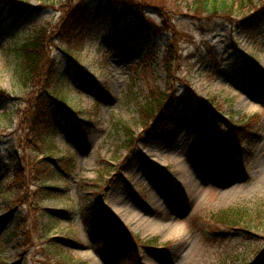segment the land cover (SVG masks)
<instances>
[{
    "label": "rangeland",
    "instance_id": "1",
    "mask_svg": "<svg viewBox=\"0 0 264 264\" xmlns=\"http://www.w3.org/2000/svg\"><path fill=\"white\" fill-rule=\"evenodd\" d=\"M23 2L0 40V264L253 262L264 226L213 218L229 208L260 209L264 218V21L246 29L179 17L172 77L164 58L174 42L139 26L138 17L161 23L146 11L119 21L98 12L73 57L55 36L65 104L48 100L51 139L56 157L73 156L75 167L47 183L50 198L31 202L38 182L13 185L39 148L25 114L37 88L26 92L18 78V49L36 27L56 29L66 0ZM6 4L0 0L2 21ZM150 85L175 92L169 134L153 139L137 110ZM251 118L253 126L234 127ZM132 132L139 139L130 146Z\"/></svg>",
    "mask_w": 264,
    "mask_h": 264
},
{
    "label": "trees",
    "instance_id": "2",
    "mask_svg": "<svg viewBox=\"0 0 264 264\" xmlns=\"http://www.w3.org/2000/svg\"><path fill=\"white\" fill-rule=\"evenodd\" d=\"M50 1L41 0V4L46 6ZM52 1L54 3L56 0ZM6 3L7 6L4 7L9 14L6 15L5 21H2V16H0V40L4 35V23L13 13L20 11L24 4L23 0H6ZM60 4L62 5V16L56 29L51 30L49 26L36 27L18 49V78L23 83L26 92L31 88H37V91L35 93L33 91L32 96H29V107L25 114L29 116L31 130L35 132L39 148H36L37 156L27 162L26 167L14 174L13 185L20 191L25 186H29L31 181L38 182L34 191L27 192L31 202L50 198L52 191L47 187V183L58 176L70 174V170L75 167L73 156L56 157L57 148L51 139L56 136L57 127L52 122L48 100L60 97L58 102L65 104L60 94L62 83L60 62L50 51L51 41L55 36L58 41H65L66 45H62V52L65 56L73 57L77 54L76 49L85 45L86 36L92 29L98 12L104 11L114 20L119 21L129 13L138 15L141 11H146L157 15L161 23L159 25L149 24L147 20L138 17L139 26L145 31L167 34L174 42L173 46L167 49L164 58L166 63L164 69L168 76L172 77L176 72L175 65L178 64L175 42L179 35L176 23L179 17L190 16L195 22L200 23L222 21L246 29H251L264 21V0H66L65 3L60 2ZM252 69L251 65L240 68L244 73ZM259 82L264 94V72L261 73ZM3 94L0 92V95ZM174 99V90L168 88L162 90L155 85H150L144 103L137 104L143 131L152 139L157 138L159 133L164 136L169 134V124L174 120L171 114L174 113L171 112ZM199 101L205 105L201 99ZM254 121V118L240 119L234 127L248 128L253 126ZM138 139V136L132 132L130 146ZM4 162L0 147V171ZM261 214L260 209L253 212L247 208H229L215 214L213 221L216 224L232 227L254 226L262 229L264 218ZM26 233L28 234L29 231ZM245 264H264V250L258 253L253 262L247 261Z\"/></svg>",
    "mask_w": 264,
    "mask_h": 264
}]
</instances>
